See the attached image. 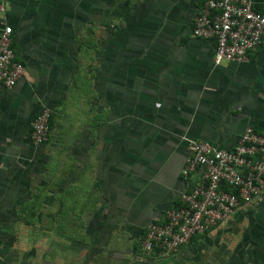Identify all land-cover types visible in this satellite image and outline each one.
<instances>
[{
	"label": "crops",
	"instance_id": "1",
	"mask_svg": "<svg viewBox=\"0 0 264 264\" xmlns=\"http://www.w3.org/2000/svg\"><path fill=\"white\" fill-rule=\"evenodd\" d=\"M205 1L8 0L24 73L0 85V264H29L18 232L29 230L22 217L37 192L46 217L31 227L76 231L80 240L59 244L69 254L155 264L133 247L178 203L188 142L230 150L246 127L264 135V39L245 62L214 65V40L191 32ZM251 1L264 13V0ZM44 109L51 134L35 145L30 123ZM170 259L264 264V201Z\"/></svg>",
	"mask_w": 264,
	"mask_h": 264
},
{
	"label": "built area",
	"instance_id": "2",
	"mask_svg": "<svg viewBox=\"0 0 264 264\" xmlns=\"http://www.w3.org/2000/svg\"><path fill=\"white\" fill-rule=\"evenodd\" d=\"M8 0H0V85L13 88L24 67L15 59L12 28L7 23ZM192 35L214 40V65L245 62L247 53L264 39V13L251 0H206L193 20ZM51 112L42 110L30 123L33 144H45L51 134ZM184 187L176 206L163 220L150 223L140 240L141 250L167 258L193 237L204 235L227 220L242 205L264 198V135L246 127L233 149L206 141H190L180 172Z\"/></svg>",
	"mask_w": 264,
	"mask_h": 264
},
{
	"label": "rangeland",
	"instance_id": "3",
	"mask_svg": "<svg viewBox=\"0 0 264 264\" xmlns=\"http://www.w3.org/2000/svg\"><path fill=\"white\" fill-rule=\"evenodd\" d=\"M18 233L20 237L17 244L18 250L26 252L23 253V257H29L30 264H83L82 258L85 252L81 254H69L68 250H64L62 246L65 243V237L61 236V234H56L52 229L45 230L40 224H37L36 226L29 227V230L26 232L19 231ZM59 244L62 245L60 246ZM122 248V252H128V249ZM49 250L50 252H48ZM103 262H91V264H113L112 262ZM168 264L170 263L168 262Z\"/></svg>",
	"mask_w": 264,
	"mask_h": 264
},
{
	"label": "trees",
	"instance_id": "4",
	"mask_svg": "<svg viewBox=\"0 0 264 264\" xmlns=\"http://www.w3.org/2000/svg\"><path fill=\"white\" fill-rule=\"evenodd\" d=\"M50 125H51V120H50ZM33 200H32V202L29 204V208H28V210H29V213H25V214H23V217H22V219L24 220L25 218H29V226L31 227L32 225H35L36 224V222H42L43 221V219L46 217L45 215H43V214H41L40 212H38L39 211V209H38V207H39V205H40V203H41V199H42V197H41V194H40V192H37V194L35 195V196H33V198H32ZM264 201V200H263ZM262 201V202H263ZM261 202V203H262ZM260 203V204H261ZM177 205V204H176ZM175 205V206H176ZM69 216H71V215H66V214H60V215H57V214H54V215H50V221H51V218L53 217V219H55V223H58V218H62L63 220L65 219V220H69L71 223H72V221H73V219L71 218V219H69ZM59 226V227H58ZM47 227H49V225H47ZM47 230V229H46ZM55 232H56V234H61V236H64L65 237V239L67 240V241H75V240H80L82 237L81 236H79L77 233H76V231L74 232V230L73 229H70V231H69V229L67 230V228H63L62 226H60L59 224H57V227L55 228V229H53ZM86 235V234H85ZM144 235H145V231H143L142 232V235H141V239L144 237ZM197 237V236H196ZM185 246V245H184ZM184 246H182V247H184ZM182 247H180V248H182ZM179 248V249H180ZM133 249H134V253L136 252V253H140V254H144L145 255V257H146V259L148 260V261H152V259L153 260H156L155 261V264H168V262L171 260L170 259V257L171 256H169V257H167V258H160V257H158L157 256V254L155 253V252H150V253H145V252H143L142 250H141V246H140V243L138 244V245H136V246H134L133 247ZM178 249V250H179ZM174 255V254H173ZM92 257V254H91V252L90 251H87V253H86V256H85V258L82 260V263L83 264H88L89 263V260H90V258ZM3 263V262H2ZM4 264H6V263H4ZM30 264V263H29Z\"/></svg>",
	"mask_w": 264,
	"mask_h": 264
}]
</instances>
